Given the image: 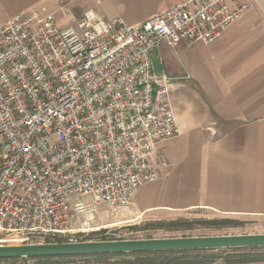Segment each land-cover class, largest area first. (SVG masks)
I'll list each match as a JSON object with an SVG mask.
<instances>
[{
    "label": "built area",
    "instance_id": "2783aa9c",
    "mask_svg": "<svg viewBox=\"0 0 264 264\" xmlns=\"http://www.w3.org/2000/svg\"><path fill=\"white\" fill-rule=\"evenodd\" d=\"M255 2L185 0L133 26L63 7L10 17L0 31L3 239L75 243L161 180L169 164L156 147L180 131L151 54L207 46Z\"/></svg>",
    "mask_w": 264,
    "mask_h": 264
},
{
    "label": "crops",
    "instance_id": "0c3cea01",
    "mask_svg": "<svg viewBox=\"0 0 264 264\" xmlns=\"http://www.w3.org/2000/svg\"><path fill=\"white\" fill-rule=\"evenodd\" d=\"M184 1L0 0V31L10 17L41 7L75 16L94 10L133 26ZM151 63L169 79L180 136L157 145L169 169L134 194L127 218L174 220L195 210L264 217V0L211 44H162Z\"/></svg>",
    "mask_w": 264,
    "mask_h": 264
},
{
    "label": "rangeland",
    "instance_id": "374dc122",
    "mask_svg": "<svg viewBox=\"0 0 264 264\" xmlns=\"http://www.w3.org/2000/svg\"><path fill=\"white\" fill-rule=\"evenodd\" d=\"M109 218L101 220V227L98 231L74 237L75 243L106 242L111 241H145V240H165V239H190L225 236H257L264 235V217H224L209 214L205 211H191L174 220H148L134 221L127 218L126 212L122 210L106 209ZM173 223V224H170ZM63 239L46 240H24L28 245L59 244ZM110 240V241H109ZM32 243V244H29ZM20 240L5 238L0 235V246H22ZM219 249L214 253L220 256L214 264H226L224 252ZM244 250V249H243ZM241 253H252L264 256V248L255 251H242ZM240 254V253H238ZM63 257V256H60ZM61 260L55 257H34L26 259L0 260V264H45L48 261L64 264H118L119 259H100L91 256H66Z\"/></svg>",
    "mask_w": 264,
    "mask_h": 264
},
{
    "label": "water",
    "instance_id": "95a60500",
    "mask_svg": "<svg viewBox=\"0 0 264 264\" xmlns=\"http://www.w3.org/2000/svg\"><path fill=\"white\" fill-rule=\"evenodd\" d=\"M238 248H264V235L0 246V260Z\"/></svg>",
    "mask_w": 264,
    "mask_h": 264
},
{
    "label": "trees",
    "instance_id": "16d2710c",
    "mask_svg": "<svg viewBox=\"0 0 264 264\" xmlns=\"http://www.w3.org/2000/svg\"><path fill=\"white\" fill-rule=\"evenodd\" d=\"M173 224V223H170ZM110 241V240H109ZM106 242V240H102ZM255 251L259 248L243 249H227L220 250L224 252V261L226 264H264V256L252 253H241L242 251ZM217 253V250H193V251H170V252H137V253H121V254H104L92 255L91 257L102 258L105 260L119 259L118 264H214L220 256L217 254H209V252ZM240 253V254H238ZM78 257V256H74ZM87 257V256H84ZM68 258L55 257L61 260ZM8 259H4L7 261ZM13 260V259H10ZM45 264H64L59 262L48 261Z\"/></svg>",
    "mask_w": 264,
    "mask_h": 264
}]
</instances>
